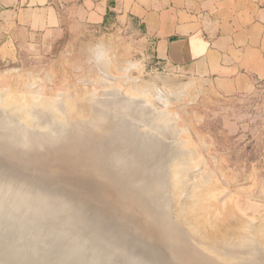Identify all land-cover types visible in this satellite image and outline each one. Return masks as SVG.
<instances>
[{
    "label": "bare ground",
    "instance_id": "bare-ground-1",
    "mask_svg": "<svg viewBox=\"0 0 264 264\" xmlns=\"http://www.w3.org/2000/svg\"><path fill=\"white\" fill-rule=\"evenodd\" d=\"M94 47L95 48H93V49L91 47V49H92V50L90 49L91 51L89 50L90 54H91L90 59L92 58L91 63L93 64V66L95 67V69L97 71L105 72L106 70H108L110 67H112L114 65L112 63L115 60L112 61V58L110 55L111 50L108 49L109 47L108 48L106 47L107 48L106 49L104 45L103 46L100 45V47H96V46H94ZM112 55H114V54H112ZM113 57L116 58V56H113ZM85 62H86V60H85ZM126 63H128V62H125V64H123L124 65L123 68L121 67L122 73H124V74H126L127 71H129L128 69L130 66L129 67H127V66L133 64V63L129 62L130 64H127V66H126ZM94 67H93V69H94ZM114 67L115 66H113V68ZM134 67H137V66L135 65ZM130 69H131V67H130ZM117 70L119 71V69H117ZM99 76H101V75L99 74ZM109 76H107V79H105V81L107 80L106 82L104 81L103 78H102L103 79L102 81L99 78H98V80L92 79L93 82H95V81L99 82V85L95 84L96 86H98V87L104 86L102 89L99 90V93L97 95L89 94L90 96H87L85 94V92L83 94L78 95V94H75L73 92L74 95H77L76 96L77 99L75 98V101H77V102H75L74 99L72 98L74 96L72 94L71 98L73 101L72 100L71 101L76 103V104L74 105V103H72L71 101L68 100L69 104H71V107L68 106L69 104L67 105L66 102L60 103L59 102L61 100L60 97L62 98L63 95L58 96L57 93L53 94L54 97L56 95V96H58V99H60L57 102L55 101L56 97L54 99V97L51 94H50L51 99L49 97L44 96L45 97L44 99L41 100V98H40V100H39V98H38L39 92H37V91L40 90V93H41V91H43V89L41 90V87H39V90L37 88L36 92L38 94H36V93L34 94V95H37L36 97L35 96L34 97L31 96L32 98L30 97L31 103L29 101L30 99L26 98L27 95H29L28 93H26L27 94L26 96H25V94L23 96L20 95V96H22V98L25 96V98L27 100V102L24 103L26 101L25 100L23 102V104H22V102H20V103L18 102L19 99L22 100L21 98H18V96L17 97L15 96L16 100L13 98V96H14V95H12L13 92L12 93L10 92L12 90H9V93H11L12 97L10 94H8L10 96H8L7 100L2 99L4 92L1 93L2 96L0 97V122L1 123L3 122L2 124H4V123L6 124L8 122L13 123V121H16V123L18 125V129L13 131L10 135L19 138V140H16L15 143L10 142L12 145H9V147H8V145H6L7 147H4V150L8 151V154H9V152H11V154H12L11 157H16L19 154L18 152H20L19 150H16V149H17V147H20V146L24 147L28 150L31 149L33 151L32 148L41 147V146H43V144H49L48 146H51L52 148H55V147L58 148L59 144H64V146H65V144H68V145L70 144L69 146H72L74 144L68 153H65L59 157L58 156L54 157L53 161H50L49 159L45 160V157L43 155H38L36 158H34L36 160L31 159L32 160L31 162H27V163H30L32 166V167H30L28 164V168L30 167L31 171L33 168L34 172L37 174L50 176V177L53 176V178L56 181L64 183L65 185H69L70 187H72L74 189V191L85 193L88 197H90L92 200H94V202L101 204L104 207V210H108V211L112 210V211L116 212V208H118V211L120 209V211L122 213H124V216H125V214L127 216H129V218H127V217L126 218L122 217V218H124L128 221H132L133 222L132 224H134V228L140 234H142V236L144 238L150 240L151 243H159L160 242V243L164 244L170 250L171 256L178 263H182V264H264V221H263L264 218L258 222L256 221V219H255V221L250 220V221H247L246 223L241 222L242 227H239V228L236 226H229L228 224H226L227 219L225 218V216H224V218L221 217L222 213H224V212L220 213L221 214V216H220L219 214H217V211H216L217 217L214 215L215 212H213L212 214L216 219H219L221 217L223 220L221 218L218 221L212 220L214 217L211 215L209 216L207 209H210V207L208 205L210 204L213 206L214 205L213 200L216 198L215 199V201H216L217 198L219 197V196L218 197L215 196L217 194V193L215 194V192H217V190L219 188L217 189V186H215L216 189L212 187V185L210 183V181H212V180L209 178V176H207V173H205V172H204V174L201 173L199 177L198 176L197 177L191 176L190 170L192 168L194 169V165H195V161H193V159H191L192 156H194V155H192L193 152H192V154H190L191 158H189V156L186 155V154L190 153L191 151H189V152L183 151L185 153L180 154V150L182 151L183 148L182 149L180 148L182 146L179 145V143H178L179 140L176 139L177 135H176L175 129L177 127L175 126L176 123L174 122V118L176 120V117H175L176 115L172 116L173 112H175V111L174 110L172 111V109L170 108L171 107L170 101L172 99L178 100L177 98H179V97H180L179 98L180 101H182L181 100L182 95L184 96L187 94L186 92H188V91L185 92V86H188V85H186V83H184L185 86H183V84H182L183 88H182V86L177 88V87H175V85L177 86V84L174 85V83H171L169 80H167L170 84H173V86L171 85L172 88H170V85H168L169 84L168 82H167L168 83L167 84V83H165L166 81H164V82L162 81L163 83L168 85V89H169L168 91L167 90L165 91L163 89H162L163 90L162 91L161 88H158V86L155 85V83H152L154 85H152L153 87L150 90H149V87H147L149 85H147V86L145 85L146 86L145 88L139 89V87L136 88V86L133 85L134 84L133 81H135V80H132V82H131V78H129L128 75H126V76L122 75L125 77L124 79L127 80V84L125 83L126 85H124V86H128V88H129L128 89L129 93L124 95L122 92L123 91L122 89H121L122 91L120 92L119 88L117 90L113 87L116 84L115 82H114L115 84L112 86L113 88L109 87L110 85L113 84L112 82L114 81L112 79L113 78L112 77L111 79L113 81L111 79H109L112 82L110 81V83H107V82H109V80H108ZM118 77L120 79V76H118ZM10 78H12V77H10ZM28 78H27V80H28ZM115 78L117 79V77H114V79ZM95 79H97V77ZM122 79L123 78L121 77L120 80H122ZM30 80H28V81H30ZM33 80L30 81V83L32 85L36 84V82H35L36 79H33ZM11 81L13 82V80H11ZM32 81L35 83H33ZM30 83H29V86H30ZM26 84H28V82ZM191 85H192V83H191ZM115 87H116V85H115ZM142 87H144V85ZM189 87H190V84H189ZM73 89L74 88H72V91L76 90V89L75 90H73ZM187 89H189V88H187ZM0 91H4V90H0ZM46 91L47 90H44L45 94H46ZM72 91H71V93H72ZM6 92L8 93V91H6ZM33 92H34V90H32L30 95ZM44 93L42 95H44ZM71 93L69 92L70 95H71ZM76 93H78V92H76ZM184 93H186V94H184ZM58 94H60V93H58ZM15 95H16V93H15ZM67 95H66V97L69 98L68 96H70V95H68V96ZM46 96H49V95H46ZM4 97L6 98L5 94H4ZM9 97H11V98H9ZM25 98H23V99H25ZM46 98L49 100H46ZM33 99H35V103H34ZM64 99L66 100V98L63 97L62 101ZM43 100H46V101H43ZM16 101H17V103H16ZM32 101H33V103H32ZM12 102H13V105L10 104ZM175 102H177V101H175ZM177 103H179V102H177ZM24 104H26V105H24ZM28 104H29V106H28ZM72 104H73V106H72ZM63 105L64 106L66 105V110H67L66 113L70 110V112H71L70 114H72V117L69 120L66 118L67 116H69V114L67 116H65L64 112H62L63 110L65 111V107ZM168 107L172 111L171 115L166 113V112H168V111H166V109ZM57 109L59 110L58 112H57ZM63 116H65V117H63ZM72 118H74V119H72ZM66 125L68 126V128H65ZM50 132H52L54 134H52ZM3 133H1L0 135H2ZM5 136H8V135H5ZM2 138H3V136H2ZM2 138H1V140H2ZM5 140H6V138H5ZM5 140H3V141L6 142ZM167 143H171V144H167ZM17 144H19V145H17ZM78 144L83 145V146H79ZM185 144H187V142ZM23 151H25V150H23ZM0 153L2 155V152H0ZM21 153L24 154V152H21ZM25 153L27 154V152H25ZM5 156H6V154H5ZM31 157L33 158V157H35V155L32 154ZM6 158L8 159L9 157H6ZM23 158H25V157H23ZM41 158L42 159L44 158V160H41ZM11 159H9V160H11ZM4 160H5V158H4ZM191 160H192V162H191ZM13 161H14V158H13ZM15 161H16V159H15ZM15 161H14V163H15ZM19 161H20V159L18 160V163H19ZM6 162H9V161H6ZM20 163L22 164V160ZM24 163L25 162H23V164ZM192 163H193V167L191 166ZM199 164H200V162H199ZM199 164H198V166H199ZM16 166H19V164H17ZM190 166L192 167L191 169H189ZM116 168H117V170H121L124 174L118 173ZM20 169H21V167H20ZM0 177H1V175H0ZM3 177H6V176H3ZM3 177L1 179H3ZM11 179H10V183H12ZM82 180L91 181L93 183V189L90 191V190H87L86 188H84L82 183L80 182ZM6 181H9V179ZM23 181L24 180H22V183H23ZM4 182L1 181L0 184L1 183L5 184ZM17 183H16V185H17ZM22 183H20V185ZM24 183H23V185L26 184V183L25 184ZM28 183L29 182H27V184ZM31 183H32V180H31ZM5 185H7V183ZM14 185H15V183H14ZM14 185H12V187ZM20 185H18V186L21 188L22 185L21 186ZM163 186H169L170 194H171V197H172V199L174 201V205H175V207L173 209V215L169 217V219H170L169 221H165L166 218L168 219V217H166V215H167L166 213L163 216L162 213L159 212L160 205L157 202V191L160 190L161 188H163ZM0 187L2 189V186H0ZM12 187H11V189H12ZM24 187L25 186H23V188ZM14 188L15 187H13V191L16 189V188L15 189ZM25 188H27V190L30 189L27 186ZM5 189H7V188H5ZM19 190L20 189H17L15 191L18 192ZM21 190H23V189L21 188ZM21 190L19 191V193L21 192ZM5 191L7 192V190H5ZM8 191H9V189H8ZM23 192H25V190H23ZM23 192H21V194H23ZM31 193H33V191ZM12 194H14V192H12ZM16 195L17 194H15L14 196L17 197L18 195L17 196ZM10 196H8V197H10ZM14 196H12V198H14V201H15L17 199H15ZM5 198H7V197H5ZM223 203H225V202H223ZM216 204H217L216 207H219L218 205L220 203L219 204L216 203ZM223 205L221 203V208ZM230 206L231 205H229V207ZM31 208L33 209V207L30 206V209ZM230 208H233V205ZM230 208H227V209H230ZM24 209L26 210L25 205H24ZM212 209L217 210V209H214V207H212ZM223 209H226V208L223 207ZM206 211H207V213H206ZM221 211H222V209H221ZM234 212H236V211H234ZM205 214H208V216L205 217ZM232 215L234 216V214H232ZM235 216L237 217V215H235ZM37 217H39V216H37ZM37 217H35V218H37ZM207 217H213V218H210L211 223L208 222L209 219L206 220ZM32 218H34V217H32ZM40 218H42V217L38 218L39 221H40ZM119 218H121V217L119 216ZM11 219H12V217H11ZM243 219H245V218L243 217ZM229 220L230 221H228V222L232 221V219H229ZM16 223H18V222H16ZM16 223H15V226L18 229V225H16ZM30 223H32V222H30ZM10 225H11V223H10ZM32 225H30V226H32ZM26 226H28V225H26ZM39 226H41V225H39ZM44 226H46V225H44ZM58 227H60V226H58ZM22 228H24V227H22ZM28 228H30V227H28ZM37 228H38V226H37ZM31 229H32V227H31ZM45 229H47V227ZM61 229H62V227H61ZM26 231H28V230H26ZM45 231L43 230L42 232H45ZM21 232H20V235H23V234H21ZM38 232H36V233H38ZM77 232H79V231H77ZM130 232H132V231H130ZM58 233H59V231H58ZM13 234H15V233H13ZM26 234H28V232H26ZM29 234H30V232H29ZM80 234L82 235L83 232ZM35 235L37 236V234H35ZM29 236H31V238H34V237H32V235H29ZM5 237H4V240H5ZM16 237H17V234H16ZM17 238H19V237H17ZM17 238H16V240H17ZM49 238H50V236H48V241H49ZM79 238H80V236H79ZM36 239H35V241H38V238H36ZM45 239H46V237H45ZM73 239L76 240V238H73ZM10 240H12V239H10ZM33 240H29V241H32V243H33V242H35ZM41 240H43V239H41ZM77 240H78V238H77ZM22 241H23V239H22ZM22 241L21 242L19 241L20 244L18 243L17 247H19V245L23 244ZM44 241L47 242L46 240H44ZM54 241H53V243H54ZM192 241L195 243H193ZM5 242L7 243V241H5ZM10 242H12V241H10ZM10 242L8 245L9 247H10ZM70 242H72V241H69V243ZM73 242H75V241H73ZM76 242H78V241H76ZM32 243H31V245H32ZM38 243H36V245ZM41 243H44V242H41ZM64 243L61 244V246H63ZM75 243H73V245L71 244L72 248H73ZM0 244L3 245L2 243H0ZM47 244H48V242H47ZM50 244H52V242ZM57 244L59 245L60 243H57ZM68 244H67V246H68ZM83 244L85 245V243H83ZM13 245H15V244L13 243ZM33 245H34V243H33ZM44 245H46V244H44ZM53 245H55V243ZM75 245L81 246L79 244H75ZM5 246H7V245H5ZM28 246L30 248L32 247L30 245H28ZM42 246H43V244H42ZM48 246L46 245V248ZM78 246H76V248H78L79 251L76 250V252H75L76 255L74 253V256H76V257L79 256L78 255V254H80L79 252H81V254H82V250H83L82 249L80 251ZM160 246H162V245H160ZM3 247L4 246H2V248ZM9 247L6 248L7 249L6 252L8 250L10 252V249L13 246L10 249H8ZM15 247L16 246H14L12 248V250H14V249L16 250ZM20 247H22V246H20ZM25 247L27 249V245ZM53 247H56V245ZM69 247L70 246H68V248ZM2 248H0V249H2ZM4 248H3V250H4ZM59 248L60 247L56 248V253H55L54 252L55 249L53 250L52 246H51V248H49L50 249L49 251H51V249H52L54 252L53 254H57L58 253L57 249H59ZM68 248H66V252H67ZM101 248H103V247H101ZM20 249H21L22 253H23V251L25 253V250H22L23 248H20ZM28 249H27V252L30 250V249L29 250ZM32 249H34V248L32 247L31 250ZM69 249H71V248H69ZM63 250H64V246H63ZM2 251H0L1 252L0 260H2L1 258L5 257V256H3ZM18 251L16 254L17 256L19 255ZM58 251H61V250H58ZM69 251H71V250H69ZM73 251H75V249ZM35 252H37V250ZM40 252L43 253L42 250ZM40 252L38 250V254ZM83 252H85V250ZM10 253H8V255H7L4 252V254L7 255L6 257H8V256L10 257V255L13 254L12 255L13 258L16 257V260H17L18 257L13 252L11 254ZM46 253L47 254L49 253V255H50V252H47V251L44 252L43 255H45ZM27 254L28 253L24 254L23 258H25V255H27ZM53 254L51 253V257ZM61 254H62V257L60 256L59 258H63L64 256H67V255H64V252H61ZM61 254L59 253V255H61ZM66 254H68V253H66ZM110 255H111V253H110ZM20 256L22 257V255H20ZM20 256H19V258L21 259ZM56 256L58 257V255H56ZM74 256L72 254V256L69 257V260L71 258L70 261H73L72 257L75 259ZM89 256H91V255H89ZM27 257H26V259H27ZM30 257H33V256H30ZM30 257L28 259H32ZM167 257H169L168 254H167ZM48 258H47V260H48ZM7 259H9V258H7ZM20 259H18V260H20ZM26 259H24V260L27 264H28V262H31V260L26 261ZM50 259H53V258H50ZM67 259H68V256H67ZM96 259H98V258L96 257ZM96 259L93 258L92 261H94V260L96 261ZM167 259L170 260L169 258H167ZM16 260L13 259L12 262L15 261V263L18 264V262ZM38 260H40V259H38ZM41 260H42V258H41ZM84 260H86V259H84ZM88 260H90V259H88ZM4 261H5V258L3 259L2 262H4ZM10 261L8 260L7 262L6 261L5 262L10 263ZM49 261L52 262V260H49ZM70 261L68 262V264L70 263ZM77 261L79 264L80 261L78 259H77ZM95 261L93 263L91 261H89V262H91L90 264H95L97 262V261L96 262ZM2 262L0 261L1 264H2ZM21 262H22V260H21ZM25 262H24V264H25ZM36 262H38V261H36ZM43 262H45V260ZM48 262H46V263H48ZM61 262H63V261L61 260ZM64 262L67 263L65 261V259H64ZM86 262H88V261H86ZM31 263L34 264V262H31ZM75 263H76V261H75ZM80 263L85 264V261L83 263V260H82V262H80ZM11 264H13V263H11ZM37 264H42V262H38ZM72 264H74V262Z\"/></svg>",
    "mask_w": 264,
    "mask_h": 264
},
{
    "label": "rangeland",
    "instance_id": "rangeland-1",
    "mask_svg": "<svg viewBox=\"0 0 264 264\" xmlns=\"http://www.w3.org/2000/svg\"><path fill=\"white\" fill-rule=\"evenodd\" d=\"M100 45L101 46L104 45L105 48L109 47L108 49L111 50L110 51L111 53L110 52L109 53L111 55L112 61H114V60L116 61V62L114 61L112 63V64H114L113 66H115V67L113 68V66H112L108 70H106L105 72L97 71L95 69V67L93 66V64L91 63L92 58L90 59V57H91L90 51L93 48H95L94 46L100 47ZM91 47H92V49H91ZM112 54H114V55H112ZM113 56H116V58H114ZM85 60H86V62H85ZM125 62H128V63H126V66H127V64L133 63L132 65L127 66V67L130 66L131 69L129 67V69H128L129 71H127L126 74L122 73V68L124 67L123 64H125ZM134 64L137 67H134L135 66ZM93 67H94V69H93ZM117 69H119V71ZM99 74L101 76H99ZM106 75L111 76V77L109 76L110 78L108 77V80L111 79L112 77H113L112 79L114 80L113 81L111 79L113 82L111 80H109V82H107V83H110V81H111L113 83L109 87H111V88L114 87L117 90L119 88L120 92L123 90L122 92L124 95L129 93V91H128L129 88H128V86H124L127 84V80H125L124 79L125 77L122 75H125V76L128 75V77L131 78V82H132V80H135V81H133L134 82L133 85H135L136 88L139 87V89L145 88L147 85H149L147 87H149V90H150L153 87L152 85H154L152 83H155V85L158 86V88H161V90L163 89L165 91L166 90L168 91L169 90L168 85H170V88H172L173 84H170L167 80H169L171 83H174V85L177 84V86L175 85V87H177V88L181 87L182 84H183V86H185L184 83H186V85H188V86H185V92L188 91V92H186L187 94L184 93L186 95H184V96L182 95V98H181L182 101H180V99H179L180 97L177 98L179 101L176 99L175 100L172 99L170 101V105H171L170 108L172 109V111L174 110L175 112H173V114H172V111L168 107L166 109V111H168V112H166V113H168L170 115L172 114V116L176 115L175 117H176L177 121L174 118V122L176 123V124L175 123L174 124L177 127L175 129L177 138L176 137L175 138L179 140V141L178 140L177 141H178L179 145L182 146L180 148L181 149L183 148L182 151L180 150V154L185 153L187 151L188 152L191 151L190 153L186 154L187 156H189V158H191L190 154H192V152H193L192 155H194V156L191 155L192 156L191 159H193V161H195V165H194V169H193L192 168L193 163H194L193 162L191 165L192 167L190 166V168H189V169L192 168L190 170L191 176H193V177L198 176L199 177L201 173L204 174V172H205V173H207V176H209V178L212 180V181H210L212 187L216 189L215 186H217V189L219 188L217 190V192H215V194L217 193L215 196H217V197L219 196V197L217 198L216 201H215L216 198L213 200V203L215 206L214 205L212 206L210 204L208 205L210 207V209H207L209 216L210 215L213 216V214H212L213 212H215L214 213L215 216L217 214H219L221 216L220 213L224 212V213H222L221 217L224 218V216H225V218L227 219L226 224H228L229 226H236L238 228L242 227L241 226L242 223H246L247 221H250V220L255 221V219H256V221L258 222L264 218V216H263L264 215V90L263 89H257L253 93L247 94V95H245V94H228L227 92H223V90H222L223 87L220 86L219 84H215L209 78L202 77V76L198 75L197 73L191 72L190 70H188L186 68H178V67L168 66L164 63L158 62L153 57L152 53L149 51L148 46L141 41V38L139 36H137L136 34H134V32H132L131 30H128V29H99V30H95V31L94 30H83V31H80L79 33H72L71 35H69L68 33H64L62 35V37H60L58 39H50V38L37 36V35L33 36V35L28 34V33L22 34L14 26L11 25L10 27H8L7 25H5L3 23V21L0 20V90H4V91H0V97L2 96L1 93L4 92L2 99L7 100L8 96H10L11 93L13 92V94H12V95H14L13 98L15 99L18 96V98L22 99V100L19 99L20 101L18 100V102L19 103L22 102V104H23V102L26 100V98L30 99L31 96L36 97L37 95H34V94L35 93L38 94L37 92H39V94H38L39 100H40V98L42 100L45 97L50 98L51 95L53 96V94L57 93L58 96L59 95H63V96H62V98L60 97V99H61L60 100V99H58V96L55 95V97H56L55 101L57 102L60 100L59 101L60 103L66 102V104L68 105L69 101H71L72 98L75 101V98L77 95H74V93L80 95V94H83L85 92V94L87 96H90L89 94L97 95L99 93V90L102 89L104 86H102V87L96 86V85H99V82L98 81L93 82L92 79L98 80V78H99L101 81L103 79L105 81V79H107ZM118 76H120V79H121V77L123 79L120 80ZM10 77H12V78H10ZM28 77L29 78L31 77L30 78L31 80L36 79V81H35L36 84L32 85L30 83L31 80ZM94 77L95 78L97 77V79H95ZM114 77H117V79L119 81L116 78L114 79ZM27 78L30 81H28ZM11 80H13V82ZM162 81L163 82L166 81L165 83L168 82L169 84L167 83L168 84L167 85V84L163 83ZM27 82H28V84H26ZM35 82H33V83H35ZM29 83H30V86H29ZM191 83H192V85H191ZM114 84L116 85V87ZM189 84H190V87H189ZM143 85H144V87H142ZM183 86H182V88H183ZM39 87H41V90L43 89V91H41V93H40ZM71 87L74 88L73 90L76 89L75 91L78 93H76L75 91H72ZM186 87L189 89H187ZM37 88L39 91L36 92ZM9 90H12V91H10L11 93H9ZM32 90H34V92L30 95ZM44 90H47L46 94L44 93ZM6 91H8V93ZM71 91H72V93H71ZM14 92L16 93V95ZM69 92L71 93V95L69 94ZM26 93H28L29 95H27ZM43 93H44V95H42ZM58 93H60V94H58ZM4 94H5L6 98L4 97ZM8 94H10V95H8ZM24 94H25V96L27 95L26 98H25V96L23 97L25 99L22 98V96ZM67 94L70 96H68ZM72 94L75 97L74 96L72 97ZM12 95H11V97H12ZM20 95H22V96H20ZM46 95H49V96H46ZM66 95L69 98H67ZM11 97H9V98H11ZM55 97H54V99H55ZM63 97H65L66 100L64 99L62 101ZM33 100L35 103V99H33ZM46 100H49V99L46 98ZM46 100H43V101H46ZM29 101L31 103V99ZM175 101H177L179 103H177ZM26 102H27V100L24 103H26ZM75 102H77V101H75ZM16 103H17V101H16ZM32 103H33V101H32ZM72 103H74V102H72ZM10 104L13 105V102ZM29 104H28V106H29ZM75 104L76 103H74V105ZM24 105H26V104H24ZM68 106L71 107V104H69ZM72 106H73V104H72ZM64 107H65V111L63 110L62 112H64L65 116H67L69 114V116L66 117L69 120L72 117V114H70L71 113L70 110L66 113V111H67L66 105ZM58 111L59 110L57 109V112ZM65 116H63V117H65ZM72 119H74V118H72ZM2 123L0 122V132L1 133L4 132L3 133L4 135L3 134L0 135L1 136L0 137V141H1L0 142V149H1L0 152L2 151V152H6L8 154V151H5L4 147H7L6 145H8V147H9V145H12L10 142L15 143L16 140H19V138L10 135L13 131L18 129V125H17L16 121H13V123L12 122H10V123L8 122L6 124L5 123L2 124ZM65 128H68V126L66 125ZM50 133H52V132H50ZM52 134H54V133H52ZM5 135H8V136H5ZM2 136H3V138H2ZM1 138H2V140H1ZM5 138H6V140H5ZM3 140H5L6 142H4ZM186 142H187V144H185ZM167 144H171V143H167ZM17 145H19V144H17ZM48 145L49 144H43V146H41V147H34V148H32L33 151L31 149L28 150V149L21 147V146L17 147L16 150H19L20 152H18L19 154L17 156L15 155L17 158L11 157L12 158L11 160H9L10 158L7 159L6 158L7 155L4 156L5 155L4 153H2L4 155H1V153H0V155L3 156V158H5V160L7 159L6 161H9L7 163H10L13 167L18 169L20 172H23V173L27 174L29 177L33 178L32 176L38 175V174L34 172L33 168H32V171L30 170V167H32V166L30 163H27V162H31L32 160H36L34 158H36L38 155H44V157L47 155L52 156L56 152L59 153V151H60V153H65L73 147V146L67 147L66 146L67 144H65V146H64V144H59L58 148L57 147L52 148L51 146H48ZM79 146H83V145H79ZM50 148H52L54 150H52ZM23 150H25V151H23ZM183 151H185V152H183ZM21 152H24V154ZM25 152H27V154ZM32 154L35 155V157L32 158L31 157ZM8 155L12 156L11 152H9ZM23 157H25V158H23ZM13 158H14V161L16 159V161H15V163L17 162L16 164L14 163ZM19 159H20V161L18 163ZM21 160H22V164L20 163ZM41 160H42V158H41ZM23 162H25V163L23 164ZM191 162H192V160H191ZM199 162H200V164H199ZM17 164H19V166H16ZM28 164L30 166L29 168H28ZM198 164H199V166H198ZM20 167H21V169H20ZM116 170H117V168H116ZM117 171L120 174H124L121 170H117ZM2 177L3 176H1L0 179ZM7 178L9 179V181H6V180H8ZM10 179H11V177L10 178L9 177H3V179L0 180V182L5 181L4 183L5 184L7 183V185H5L3 183H1L2 185L0 184V186H2V189L0 187V192H1L0 193V239L2 238L0 240V243L3 244V245L0 244V248H2V246L5 247V248L3 247L4 250H3V248L0 249V251L3 250L2 253H3V256H5V257L2 256L3 258H1L2 260H0V261L2 262L4 258H5L6 262L8 260L9 261L11 260L10 263L9 262L6 263L4 261V262H2V264H5V263L6 264H11V263L17 264V263H15V261L12 262L13 259L16 260V257L14 256L15 258H13V256H12L13 254H11V253L13 252L16 255L17 251L20 248H23L22 250H25V253H24V251L22 253L21 249L19 250L21 253L18 251L19 255L18 256L16 255L18 257L16 260L18 262V264H24V262H25L24 259H26L27 256L28 257H27L26 261L31 260V262H34V264H37L38 262H42V264H48V263L49 264H53V263L59 264L61 262V260L63 262H61L60 264H68V262L71 260V258L69 260V257H71L72 254L74 256V253L76 252V250L79 251L78 248H76V246H78V245H75V244H79L82 246V247L78 246L80 251L83 249L82 254H81V252H79L80 253V254H78L79 256H77V257L74 256L75 259L72 257L73 261H70L69 264H72L73 262H74V264H78L77 259L80 262H82V260H83V263L85 261V264H87V263L90 264L91 262L93 263L95 261V260L94 261H92V260H93V258L96 259V257L98 259H96L97 262L95 261L96 262L95 264H98V263L99 264H106V263L107 264H112V263L113 264H126L125 261H122V260L116 258L112 254L111 251L109 252L107 250V248H105V246L98 245L100 247L99 248L97 245H94L91 242V240L88 238L87 235H85L84 233L82 235L80 234V233H82L81 231H79V232L76 231L77 233L75 231L69 232L67 227L64 225L62 226V224L61 225L60 224L53 225L54 227L50 226V225L48 226V224L45 222L43 217L40 218V221L38 218L41 216H39L37 218H35L36 216L34 218L30 217L26 212H24V211H27L24 209V205L21 206L13 215H9L12 208L19 205V202L20 201L22 202L23 199L26 198V195H25L26 190H27V188H25L26 186L29 187L31 192L33 191V193L35 191H38L37 188H35L34 185L31 183L29 178H27L29 181L27 179L25 180V179H16V178L13 179L12 178L11 179L12 183H10ZM49 179L52 183H55V182L57 183V181L53 178V176L50 177ZM22 180H24L23 183L26 181L25 182L26 184L24 183L25 185H23ZM18 181L20 183H22L21 188L23 190H25V192H23V190H21V188L18 186V185H20V183ZM13 182L15 183V185L17 182L18 183L15 186ZM27 182H29L28 184L30 186L27 184ZM32 182H33V180H32ZM12 185H14L13 187H15V188L18 186L16 189L15 188L14 189L15 190L20 189L21 192H23V194H21V192L19 193L20 190L18 192L15 190L13 191ZM3 186L4 187L6 186L5 188H7V189H5ZM23 186H25V187L23 188ZM11 187H12V189H11ZM8 189H9V191H8ZM5 190H7V192ZM12 192H14V194H12ZM15 194H17L18 196L16 195L17 197H15L14 196ZM8 196H10V197H8ZM12 196H14L15 199H17V200L14 201V198H12ZM5 197H7L8 199ZM157 202L160 205L159 212H161L163 216L166 213L167 214L166 217H168V219L166 218L165 221H169L170 220L169 217L173 215V209L175 207L174 201H173L171 194H170L169 186H163V188H161L160 190L157 191ZM223 202H225L226 204ZM216 203H218V204L220 203L218 205L219 207H216V205H217ZM221 203H222V205L224 204L222 206V208H221ZM229 205H231L230 207H232V205H233V208H230ZM26 206L27 205H25V208L27 209L28 206L27 207ZM31 207H32V205H31ZM212 207H214V209H217V210H213ZM223 207L226 209H223ZM227 208H230L231 210L227 209ZM221 209H222V211H221ZM30 210H32V208ZM207 211H206V213H207ZM216 211H217V214H216ZM234 211H236V212H234ZM121 213L122 212L120 211V209L118 211V208H116V214H117L116 217L120 216L121 217L120 219L122 221L124 220L123 222L126 224L129 231H132L134 233L137 232L136 229L134 228V224H132L133 223L132 221H128V220L122 218V217L129 218V216H127L126 214L124 216V213H122V214ZM208 214H205V217L208 216ZM232 214H234V216ZM235 215H237V217ZM242 216L245 219H243ZM11 217H12V219H11ZM213 217H207L206 220L209 219L208 222L211 223L210 218H213ZM214 218L212 220L218 221L220 219L219 217H218L219 219H216V218L214 219ZM228 218L232 219V221H231L232 223L228 222V221H230ZM16 222H18V223H16ZM30 222H32V223H30ZM10 223H11V225H10ZM15 223H16V225H18V229L15 226ZM26 225H28V226H26ZM30 225H32V226H30ZM39 225H41V226H39ZM44 225H46V226H44ZM21 226L24 228H22ZM37 226H38V228H37ZM58 226H60V227H58ZM28 227H30V228H28ZM31 227H32V229H31ZM46 227H47V229H45ZM61 227H62V229H61ZM19 229L20 230L22 229L21 230L22 232ZM25 229L28 231H26ZM43 230L44 231L46 230V231L42 232ZM58 231H59V233H58ZM20 232L23 235H20ZM26 232H28V234L30 232L29 235H32V237H34V238H31V236L26 234ZM36 232H38V233H36ZM13 233H15V234H13ZM16 234H17V237H19V238L16 237ZM35 234H37V236ZM48 236H50L49 241H48ZM79 236L81 239L79 238ZM4 237H5V240H4ZM35 237L38 238V241H35V239H36ZM45 237H46V239H45ZM72 237L76 238V240L73 239ZM16 238H17V240H16ZM40 238L43 240H41ZM77 238H78V240H77ZM10 239H12V240H10ZM22 239H23V241H22ZM9 240L12 241L15 245H13V243L10 242ZM29 240L35 241V242H33L35 246L33 245L32 241H29ZM44 240H46L48 242V244ZM5 241H7V243ZM19 241L20 242L22 241L23 244L21 243L22 245H19V247H17ZM50 241L52 242V244H50L51 243ZM53 241H54L56 247H53V246H55V245H53L54 244ZM69 241H72V242L69 243ZM73 241H75V242L78 241V242L75 243ZM9 242H10V247L8 246ZM41 242H44V243H41ZM56 242L60 243V244L58 245ZM82 242L85 243V245ZM31 243H32V245H31ZM36 243H38V244L36 245ZM63 243H64L63 246H64L65 251L63 250V246H61V244H63ZM66 243L70 244V245L68 244V246H70L69 248H71V249L68 248ZM73 243H75L73 246V248L75 247L74 248L75 251H73L74 249L72 248ZM193 243H195V242H193ZM42 244H43V246H42ZM44 244H46L47 246L49 245V246L46 248V245H44ZM5 245H7V246H5ZM26 245H27V249L28 248L30 249V250L28 249L29 250L28 252H27V249L25 247ZM28 245L32 246L35 250L34 249L31 250L32 247L30 248ZM12 246L13 247L16 246L15 247L16 250L15 249L12 250V248H13ZM20 246H22V247H20ZM51 246H52L53 250L55 249L54 250L55 253H56V248L60 247L59 249H57V252H58L57 254H53L54 252L52 249H51V251H49L50 250L49 248H51ZM7 247H9L8 249H10L12 247L10 249L11 253L9 252V250L7 251L8 253L11 254V255L9 254L10 257L9 256L6 257L8 255V253L6 252ZM65 247L68 248L67 252H66ZM101 247H103V248H101ZM165 247L166 246L164 244H162L161 248L163 250L165 249L164 252L167 251L165 253L166 257H167V254L169 256V257H167L170 259L168 261L172 262L171 264H173V263L177 264V261L171 256L170 250L168 248H165ZM40 249L43 251V253L40 252L41 251ZM36 250H37V252H35ZM38 250L40 252L39 254H38ZM58 250H61V251H58ZM69 250H71V251H69ZM84 250H85V252H83ZM46 251L50 252V255H49V253L48 254L46 253L45 255H43L44 252H46ZM4 252L7 255L4 254ZM61 252H64V255H67L68 259H67V256H64V255H63L64 256L63 258H59L60 256L62 257ZM65 252L68 254H66ZM26 253H28V254L25 255V258H23V255ZM51 253L53 254L52 257H51ZM59 253L61 255H59ZM110 253H111V255H110ZM0 255H1V252H0ZM20 255H22V257ZM56 255H58V257ZM75 255H76V253H75ZM89 255H91V256H89ZM19 256L21 257V259L19 258ZM30 256H33V257H30ZM29 257L32 259H28ZM7 258H9V259H7ZM41 258H42V260H41ZM47 258H48V260H47ZM50 258H53V259H50ZM18 259H20V260H18ZM38 259H40L41 261ZM64 259L67 263L64 262ZM84 259H86V260H84ZM88 259H90V260H88ZM21 260H22V262H21ZM44 260H45V262H43ZM49 260H52V262ZM36 261H38V262H36ZM75 261H76V263H75ZM86 261H88V262H86ZM89 261H91V262H89ZM31 262H28V264H30ZM46 262H48V263H46ZM80 262H79V264H82ZM25 264H27V263L25 262Z\"/></svg>",
    "mask_w": 264,
    "mask_h": 264
},
{
    "label": "crops",
    "instance_id": "crops-1",
    "mask_svg": "<svg viewBox=\"0 0 264 264\" xmlns=\"http://www.w3.org/2000/svg\"><path fill=\"white\" fill-rule=\"evenodd\" d=\"M0 20L50 39L128 29L158 62L209 78L223 92L264 90V0H0Z\"/></svg>",
    "mask_w": 264,
    "mask_h": 264
},
{
    "label": "water",
    "instance_id": "water-1",
    "mask_svg": "<svg viewBox=\"0 0 264 264\" xmlns=\"http://www.w3.org/2000/svg\"><path fill=\"white\" fill-rule=\"evenodd\" d=\"M2 153L11 159L6 152ZM65 153L59 151L52 156L47 155L45 160L53 161L54 157ZM0 175L16 179L31 178L7 163L1 155ZM32 177V184L38 191L31 193L30 189L27 190L26 198L13 207L9 215H13L22 205H27L25 212L30 217L41 216L50 226L62 224L69 231H81L94 245L105 246L116 258L125 261L126 264H171L160 246L162 243H151L137 230L135 233L130 232L126 224L118 218L119 216L116 217V212L104 210L101 204L94 202L85 193L74 191L69 185L59 181L52 183L49 176L38 174ZM80 182L87 190L93 189L91 181ZM31 205L34 208L32 210H30ZM177 264L182 263L177 262Z\"/></svg>",
    "mask_w": 264,
    "mask_h": 264
}]
</instances>
